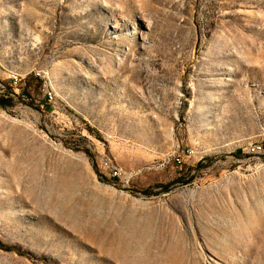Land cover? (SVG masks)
Wrapping results in <instances>:
<instances>
[{"label":"rangeland","instance_id":"374dc122","mask_svg":"<svg viewBox=\"0 0 264 264\" xmlns=\"http://www.w3.org/2000/svg\"><path fill=\"white\" fill-rule=\"evenodd\" d=\"M0 82V264H264V0H0Z\"/></svg>","mask_w":264,"mask_h":264},{"label":"built area","instance_id":"2783aa9c","mask_svg":"<svg viewBox=\"0 0 264 264\" xmlns=\"http://www.w3.org/2000/svg\"><path fill=\"white\" fill-rule=\"evenodd\" d=\"M19 81H20V79L18 78V81H12V84H13V85H17ZM6 90H7V89H6V85H5L4 83H1V82H0V97H4V96H5V94H6V92H7ZM260 148H261V147H260ZM258 150H260V149H250L249 151H250L251 153H257ZM178 162H180V161L178 160Z\"/></svg>","mask_w":264,"mask_h":264},{"label":"trees","instance_id":"16d2710c","mask_svg":"<svg viewBox=\"0 0 264 264\" xmlns=\"http://www.w3.org/2000/svg\"><path fill=\"white\" fill-rule=\"evenodd\" d=\"M3 104V100H0V105Z\"/></svg>","mask_w":264,"mask_h":264},{"label":"bare ground","instance_id":"6f19581e","mask_svg":"<svg viewBox=\"0 0 264 264\" xmlns=\"http://www.w3.org/2000/svg\"><path fill=\"white\" fill-rule=\"evenodd\" d=\"M13 81H18V79L15 78Z\"/></svg>","mask_w":264,"mask_h":264}]
</instances>
